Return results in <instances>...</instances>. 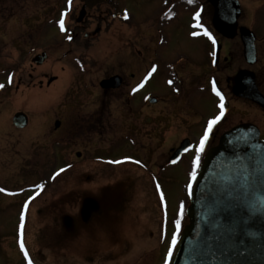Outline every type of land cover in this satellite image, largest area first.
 Segmentation results:
<instances>
[{
    "label": "rangeland",
    "instance_id": "1",
    "mask_svg": "<svg viewBox=\"0 0 264 264\" xmlns=\"http://www.w3.org/2000/svg\"><path fill=\"white\" fill-rule=\"evenodd\" d=\"M64 1L0 0V84L4 85L0 90V188L5 189L0 192V264H27L24 254L15 251L14 244L17 246L15 240H19L20 213L29 200L24 220L32 223L27 233L28 243L34 249L26 247V250L33 264H66L56 263L51 254L64 255L72 264H158L171 248L173 234H179L188 221L184 212L189 205L190 154L175 165L166 164L169 149L188 132L190 122L177 126L175 120L169 121L168 129H164L152 121L150 136L138 134L130 140L125 132L118 136L125 128L116 122L120 115L117 103L109 105L106 101L105 106L100 104L97 108L91 104L86 112L77 106L69 107L64 95L73 76L80 83L82 79L97 81L102 73L97 75L96 65L104 68L114 64L112 72H120L118 63L131 54L136 56L139 67H144L145 60L162 64L179 53L193 55L192 42L184 39L183 29L171 27L166 29V42L158 47V52L145 59L156 35L155 21L152 25L149 21L165 7L164 0H72L74 4L70 6L64 5ZM86 1L88 17L94 22L101 18L105 21L92 24L91 29L97 26L100 29L90 33L88 41L81 30L76 44H72L79 47L67 55L69 42L58 21L66 13L65 25L73 26ZM118 2L128 13L125 23L109 15L117 11ZM73 9H76L74 16ZM87 44V48L81 47ZM119 49L125 54L106 58L108 53ZM34 50L46 52L47 59L31 70L29 63ZM123 62L128 63L129 59ZM123 62L120 66L125 65ZM79 64L84 66L78 68ZM88 67L96 75H82ZM8 70H16L10 86L4 79ZM42 73L48 74L47 79ZM19 78L22 83L15 90ZM166 90L164 84L153 81L143 93L164 95ZM18 110L29 117L27 126L21 130L11 124V117ZM156 111L159 110L152 107L155 116ZM92 112L93 125L86 131L84 125ZM57 119L61 120L60 127L50 137ZM51 174L53 181L48 180ZM45 178L47 183L37 189L42 192L34 191ZM65 192L82 196L80 202L84 197L95 198L100 210L83 222L80 203L71 205L58 200ZM11 195L14 198L10 200ZM181 204L182 216L179 215ZM63 205H68V209L61 208ZM41 206L44 211H40ZM65 214L75 218L76 230L82 235L61 230L60 218ZM177 219L179 230L175 225ZM40 222L48 226L38 234L36 225Z\"/></svg>",
    "mask_w": 264,
    "mask_h": 264
},
{
    "label": "flooded vegetation",
    "instance_id": "2",
    "mask_svg": "<svg viewBox=\"0 0 264 264\" xmlns=\"http://www.w3.org/2000/svg\"><path fill=\"white\" fill-rule=\"evenodd\" d=\"M86 3L89 2L86 1L83 5L87 11L88 5ZM117 5V11L110 12L109 15L114 20L125 23L129 19L128 13L121 3L118 2ZM164 6L156 12L154 19L149 21V25H152L155 21L154 35H156L153 41L155 44L147 48L145 59L152 56L155 51L158 52V47L166 42V29L169 30L171 27L183 29L184 39L192 42L190 47L193 55L186 52L179 53L178 57L166 58V61L162 64L157 63V65H154L152 60H145L144 67H139L136 63V56L131 54V56H126L129 59L128 63L123 62L127 58L122 59L125 65L120 66L122 62L118 63V69L122 68L120 72H112L114 64H112L113 67L107 65L104 68L96 65L97 75L102 73L97 81L89 80L85 82L82 79L80 83L77 76H75L77 80L74 76L71 78L70 86L66 95H64L65 99L68 98L66 104L69 107L77 106V108L80 107L83 111H86L87 108L91 107V104L92 107L97 108L100 104L101 107L105 106L106 101L109 105L117 103L116 107L120 115H118L116 122L120 127L124 126L125 128L122 132H117L118 136L121 137L125 132L130 140H133L132 138L138 134L150 136L152 121L164 129H168L169 121L175 120L177 126L190 122L188 132L179 140L176 146L169 149L166 165L171 166L169 163L170 156L183 141L190 148L189 151L181 154L176 163L187 154H190L189 161L191 163L195 156L194 147L199 144L208 121L220 113V99L212 91L211 82L215 80L218 89L224 96V115L214 125L213 131L209 135L205 150L201 153L200 164L206 152L218 143L220 136L234 126L244 123L252 124L257 129L259 138L264 140V0H193V3H188V0H164ZM75 11L76 9L73 16ZM197 11H200L199 21L195 18ZM125 14H127V18H125ZM88 16L86 13L82 22H75L73 26L69 24L65 27L66 31L63 32L69 42L67 55L76 52V47H79L78 45L72 46V44H76L81 30L83 31L84 40L88 41L90 40L89 34L97 33L100 29L97 25L105 21L101 18L100 21L94 22ZM197 23L202 24L203 28H207L213 34L216 40L215 45L203 34V28L197 27ZM92 24H97L94 25V27H97L91 29ZM193 32H196L197 35H193ZM81 47L87 48L88 44ZM136 51L138 52L137 49ZM121 52V49L113 51L108 53L109 55H106V58L117 56ZM101 53V55H105L103 52ZM35 54L37 52L34 50L33 55ZM122 54H125L124 50ZM104 57H102V60ZM81 58H83V55H81ZM79 65L78 68H81L85 65V62L84 65ZM29 67L32 70L40 66L29 63ZM153 68H155V71H153ZM87 70H84L81 74L91 75L93 68L88 67ZM92 74L96 75V72ZM28 75L29 80H31L30 83L33 84L31 73H28ZM41 76L47 79L48 74L42 73ZM54 76L60 78L59 74H54ZM115 77L117 78V86L101 85L102 81ZM153 81L157 84L160 83V85L164 84L168 89L166 94L143 93L148 84ZM169 81H172V83L170 84ZM17 82L21 85L22 79L19 78ZM75 83L77 84L75 85ZM141 83H143V87L137 88ZM80 84L82 87L78 86ZM134 88H137V90L133 91ZM75 89L76 91L73 93ZM140 95L143 96L140 98ZM152 107L159 110L156 111V116L152 112ZM93 114L92 112L91 116L86 119L84 125L86 131H89L93 125L91 121ZM88 115L87 113L86 116ZM249 115L252 117H248ZM57 120L61 124V120ZM96 126L98 125L96 124ZM59 127H53V132L49 134L50 137ZM52 144H55V142ZM43 181L46 182V180ZM18 194L20 192L16 193V195ZM13 198L14 195H11L10 200ZM43 208L44 206H41L40 211ZM53 217L56 219L55 216ZM29 225L32 227V223L27 221L23 230L24 241L26 239L28 242H30V238L25 229H29ZM46 226H48L46 222L37 224L36 233L40 234L41 229ZM61 230L63 231L62 226ZM74 232H78L76 223ZM78 233L82 235L81 231ZM14 246L15 251L23 255L19 244L17 246L14 244ZM28 247L34 249L32 244ZM1 253L2 250H0ZM38 254L37 252L36 255ZM51 255H53L56 263L72 264L71 260L66 261L64 255ZM163 259L162 256V261L158 264L164 263Z\"/></svg>",
    "mask_w": 264,
    "mask_h": 264
},
{
    "label": "water",
    "instance_id": "3",
    "mask_svg": "<svg viewBox=\"0 0 264 264\" xmlns=\"http://www.w3.org/2000/svg\"><path fill=\"white\" fill-rule=\"evenodd\" d=\"M84 15L83 6L76 21ZM45 59L43 52L32 62L40 65ZM116 79L101 85L117 86ZM12 123L23 128L27 116L17 112ZM59 124L56 121L55 128ZM186 148L190 147L183 141L170 162L177 161ZM188 196V223L165 264H264V140L252 124L237 125L220 136L205 154ZM99 210L98 201L86 197L79 215L87 222ZM61 221L66 231H74L71 216L64 215Z\"/></svg>",
    "mask_w": 264,
    "mask_h": 264
},
{
    "label": "snow or ice",
    "instance_id": "4",
    "mask_svg": "<svg viewBox=\"0 0 264 264\" xmlns=\"http://www.w3.org/2000/svg\"><path fill=\"white\" fill-rule=\"evenodd\" d=\"M68 3H69V6H70L71 3H72V0H68ZM188 3H193V0H188ZM64 15H66V13H62L61 14V19L58 21L61 31H66L65 22H64V19H63ZM125 18H127V14H125ZM195 18H196L197 21H199V19H200V11L196 12V17ZM197 27L198 28H203V25L200 24V23H197ZM192 34L193 35H197L196 32H193ZM203 34L206 37H208V39L211 40L213 45L216 44V40H215L213 34L207 28H203ZM153 71H155V68H153ZM149 75H151V73H149ZM146 79H147V77H146ZM169 83L171 84L172 81H169ZM211 83H212V91L220 99V105H219L220 113H219V115L214 116L212 119H210L208 121L207 127H206V129L204 131V134L200 138L199 144L194 147L195 156L193 157L192 162H191V166H192V171L190 173L191 180H195V178H196V171H197V168L199 167L200 161H201V153H203L204 150H205V144H206V142L209 139L210 133H212V131H213L214 125H216L221 120V118L224 115V111H223L224 110V103H223L224 96L222 95L221 91L217 87V81L213 80ZM3 87H4V85L0 84V88H3ZM139 87H143V83H141L140 85L137 86V88H139ZM137 88H134L133 91H136ZM185 151L187 152V151H189V149L186 148ZM173 162H175V161H173ZM137 163H139V161H137ZM63 171H64V169H60V172H63ZM56 175H59V173H56ZM190 186L191 185H189V187ZM37 187L42 188L43 185H37ZM3 191H5V189L0 188V192H3ZM27 208H28V202L26 201L24 203V210H22L21 213H20L18 244H19V248H20L21 252H23V254H24V257H25V259L27 261V264H33V261H32V259L29 256V252L26 250V245H25V241H24V238H23V236H24V231H23L24 230V218H25V211L27 210ZM183 211H184V208H183V205L181 204L180 212H179L180 216L183 215ZM175 225H176L177 230H179V228H180V220L179 219H177L175 221ZM175 242H176V235L173 234L172 243L175 244Z\"/></svg>",
    "mask_w": 264,
    "mask_h": 264
},
{
    "label": "trees",
    "instance_id": "5",
    "mask_svg": "<svg viewBox=\"0 0 264 264\" xmlns=\"http://www.w3.org/2000/svg\"><path fill=\"white\" fill-rule=\"evenodd\" d=\"M70 192V191H69ZM66 193V195H64V196H62V197H60V198H58V200L61 202V203H64V201H66V203L68 202V203H71V205H75V204H77V205H79V203H80V200H81V198H82V196H78V197H74V196H70L69 195V193L68 192H65ZM69 205V204H68ZM67 205V206H68ZM67 206H62L61 208H66ZM68 208H66V210H67ZM63 211V210H62ZM59 214V213H58ZM57 216V215H56Z\"/></svg>",
    "mask_w": 264,
    "mask_h": 264
},
{
    "label": "bare ground",
    "instance_id": "6",
    "mask_svg": "<svg viewBox=\"0 0 264 264\" xmlns=\"http://www.w3.org/2000/svg\"><path fill=\"white\" fill-rule=\"evenodd\" d=\"M29 221V220H28ZM95 225H98V223H96ZM27 231H28V228H27Z\"/></svg>",
    "mask_w": 264,
    "mask_h": 264
}]
</instances>
